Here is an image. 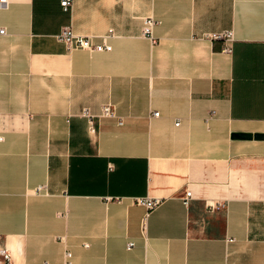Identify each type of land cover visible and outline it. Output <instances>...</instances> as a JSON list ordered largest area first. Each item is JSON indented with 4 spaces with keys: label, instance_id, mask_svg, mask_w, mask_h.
I'll use <instances>...</instances> for the list:
<instances>
[{
    "label": "crops",
    "instance_id": "crops-1",
    "mask_svg": "<svg viewBox=\"0 0 264 264\" xmlns=\"http://www.w3.org/2000/svg\"><path fill=\"white\" fill-rule=\"evenodd\" d=\"M0 28L10 264H264V0H12Z\"/></svg>",
    "mask_w": 264,
    "mask_h": 264
},
{
    "label": "built area",
    "instance_id": "built-area-1",
    "mask_svg": "<svg viewBox=\"0 0 264 264\" xmlns=\"http://www.w3.org/2000/svg\"><path fill=\"white\" fill-rule=\"evenodd\" d=\"M11 1L12 0H0V6H6ZM73 1L74 0H60V5L64 11H67L70 9ZM156 23L157 21L152 17H145L142 22V34L145 37L151 39L152 41H154L153 28ZM0 34H4L3 28H0ZM111 36H112V30H109L107 31L106 34H103L99 37L100 38L99 42H94L92 37L75 34L69 25L61 27L60 31L55 35L58 41L65 43L69 47L85 49L89 51H99V52L111 50L112 47L108 42V38ZM211 37L215 39L223 38L226 41L232 40V34L231 32L228 31L224 33H214L211 35ZM225 50H229V48L226 46ZM85 114L89 116V127L90 130H93L92 115H89L87 112H85ZM101 115L106 117H113L114 111L112 105L110 104L103 105ZM152 115L157 116L158 112H153ZM42 188L43 186L37 187V191L41 190ZM190 197H191V191L187 190L185 192V197H184L185 204L188 202ZM136 202L138 204L145 206L147 211H150L159 204V199L151 198V197H140L136 199ZM132 245L133 243L129 242L127 244V248H130ZM84 246H87V244H84ZM71 257H72V253L69 250H66L62 264H71ZM10 263H11V255L9 251L5 246L0 244V264H10Z\"/></svg>",
    "mask_w": 264,
    "mask_h": 264
},
{
    "label": "water",
    "instance_id": "water-1",
    "mask_svg": "<svg viewBox=\"0 0 264 264\" xmlns=\"http://www.w3.org/2000/svg\"><path fill=\"white\" fill-rule=\"evenodd\" d=\"M261 135L255 134V138H260ZM233 138H245V137H251L250 134H244V133H233L232 135Z\"/></svg>",
    "mask_w": 264,
    "mask_h": 264
}]
</instances>
